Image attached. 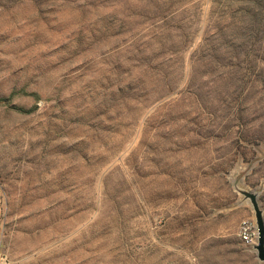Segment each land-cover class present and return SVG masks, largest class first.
<instances>
[{"label": "rangeland", "instance_id": "1", "mask_svg": "<svg viewBox=\"0 0 264 264\" xmlns=\"http://www.w3.org/2000/svg\"><path fill=\"white\" fill-rule=\"evenodd\" d=\"M250 194L264 0H0L5 264H261Z\"/></svg>", "mask_w": 264, "mask_h": 264}, {"label": "water", "instance_id": "2", "mask_svg": "<svg viewBox=\"0 0 264 264\" xmlns=\"http://www.w3.org/2000/svg\"><path fill=\"white\" fill-rule=\"evenodd\" d=\"M250 199L254 210L256 228H257V239H256V243L254 244V247L256 249V256L258 259L264 260V226L262 222V217L260 214V210L258 209L257 204L254 200V197L251 194H250ZM261 264H264V262Z\"/></svg>", "mask_w": 264, "mask_h": 264}, {"label": "built area", "instance_id": "3", "mask_svg": "<svg viewBox=\"0 0 264 264\" xmlns=\"http://www.w3.org/2000/svg\"><path fill=\"white\" fill-rule=\"evenodd\" d=\"M237 235L240 238V240L244 243L252 242L250 227L246 219H242L239 222L237 227ZM5 263H7L6 255L0 250V264H5Z\"/></svg>", "mask_w": 264, "mask_h": 264}, {"label": "bare ground", "instance_id": "4", "mask_svg": "<svg viewBox=\"0 0 264 264\" xmlns=\"http://www.w3.org/2000/svg\"><path fill=\"white\" fill-rule=\"evenodd\" d=\"M264 262V260H261V263H263Z\"/></svg>", "mask_w": 264, "mask_h": 264}]
</instances>
